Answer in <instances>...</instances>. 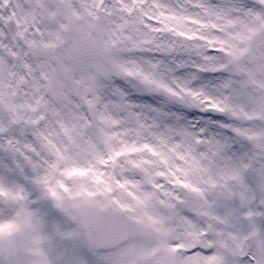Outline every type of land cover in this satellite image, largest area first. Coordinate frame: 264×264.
Wrapping results in <instances>:
<instances>
[{
	"label": "snow or ice",
	"instance_id": "obj_1",
	"mask_svg": "<svg viewBox=\"0 0 264 264\" xmlns=\"http://www.w3.org/2000/svg\"><path fill=\"white\" fill-rule=\"evenodd\" d=\"M0 264H264V0H0Z\"/></svg>",
	"mask_w": 264,
	"mask_h": 264
}]
</instances>
